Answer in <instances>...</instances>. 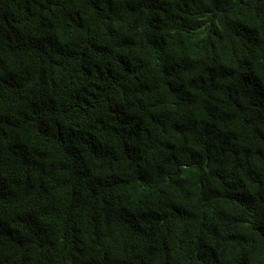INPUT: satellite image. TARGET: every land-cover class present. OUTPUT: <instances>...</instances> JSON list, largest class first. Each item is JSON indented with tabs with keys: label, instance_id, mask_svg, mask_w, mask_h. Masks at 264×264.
I'll return each instance as SVG.
<instances>
[{
	"label": "trees",
	"instance_id": "16d2710c",
	"mask_svg": "<svg viewBox=\"0 0 264 264\" xmlns=\"http://www.w3.org/2000/svg\"><path fill=\"white\" fill-rule=\"evenodd\" d=\"M0 264H264V0H0Z\"/></svg>",
	"mask_w": 264,
	"mask_h": 264
}]
</instances>
